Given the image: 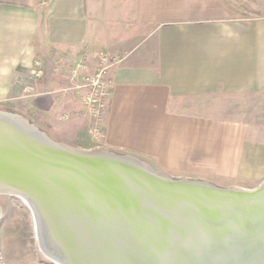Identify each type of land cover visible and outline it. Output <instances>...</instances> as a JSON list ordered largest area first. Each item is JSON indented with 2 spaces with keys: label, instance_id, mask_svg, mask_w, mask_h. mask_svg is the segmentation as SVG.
<instances>
[{
  "label": "crops",
  "instance_id": "crops-1",
  "mask_svg": "<svg viewBox=\"0 0 264 264\" xmlns=\"http://www.w3.org/2000/svg\"><path fill=\"white\" fill-rule=\"evenodd\" d=\"M103 54L119 60L99 122L70 78ZM6 104L172 176L261 184L264 0H0Z\"/></svg>",
  "mask_w": 264,
  "mask_h": 264
},
{
  "label": "bare ground",
  "instance_id": "bare-ground-1",
  "mask_svg": "<svg viewBox=\"0 0 264 264\" xmlns=\"http://www.w3.org/2000/svg\"><path fill=\"white\" fill-rule=\"evenodd\" d=\"M67 148L70 149L67 152L81 153L83 156L78 159L67 158L63 152L52 153L50 149H31L30 153L62 160L74 167L77 165L79 169L86 168L77 172L81 173L78 175L80 178L89 180L74 176L58 178L52 182L41 179L45 185L57 191V198L64 199L69 208L80 216V221L85 226L88 224L84 240H79L83 237L81 234L78 238L71 231V227L75 225L73 223H63L61 228L59 222L46 230L49 244L65 249L72 256H78L80 264H91L90 255L85 252L93 247L94 242L99 244L96 245L99 251L92 253L94 256L91 258L96 257V262L100 264H264V208L239 210L214 207L203 210L201 205L194 203L199 193L194 194L189 191L192 189L184 187L165 186L167 184L163 178L168 176L152 168L158 176L156 179H152L145 170L138 167L119 169L107 159L97 158L103 154L113 157L115 153L75 150L70 146ZM84 153L92 154L93 158L86 159ZM120 162L122 161L118 163ZM144 165L148 167L147 164ZM113 172L137 179L138 182L131 183L129 179L114 185ZM94 178L107 182L104 183L106 186L99 185ZM141 183L151 186L148 189L152 191L148 196L152 199H144L146 196L142 194L144 189ZM203 190V193L210 195ZM236 191L248 193L252 190ZM19 197L34 211L28 199ZM174 197L180 201L193 202V209L178 207L173 202ZM156 212L182 215L175 220L178 222H170L156 217ZM33 213L37 225L39 214L36 211ZM52 216L55 217L54 222L58 223L55 220L58 214ZM68 221L70 222L69 219ZM62 229L75 236L70 240L66 239L68 237H65L66 233ZM42 252L59 264L50 254ZM84 255L88 256L86 260L82 257ZM72 259L74 263L75 259Z\"/></svg>",
  "mask_w": 264,
  "mask_h": 264
},
{
  "label": "water",
  "instance_id": "water-1",
  "mask_svg": "<svg viewBox=\"0 0 264 264\" xmlns=\"http://www.w3.org/2000/svg\"><path fill=\"white\" fill-rule=\"evenodd\" d=\"M67 147L69 146L60 143L57 144V142L49 139L46 133L41 131L37 126H34V124H32L21 114L0 110V193H11L13 195L22 196L28 199L32 204L34 211L39 214V223L36 225V231L40 244L39 247H41L43 251L47 252V254H50L49 256L58 261L59 264H80L78 261V256L70 255V253L66 252L65 249H62L59 246L57 247L55 245V248L52 247V245L49 244V234L46 233V230L48 227L50 228V226L53 227L54 224L58 225L59 222L61 228L64 226L63 223H68L69 225L73 223L76 226H72L71 231L75 232L78 238L82 235L83 237L81 239L79 238V240H84V238L86 239V227H88V224L85 226V223L80 221V216L69 208L67 202L64 199L61 197L60 198L62 200L60 198L58 199L57 197L59 196L57 191L55 189L52 190L49 185H45L46 183L43 180L52 182L56 181L58 178H70L71 176L82 180H89V178H80L78 176L81 173L77 171L86 168L81 167V169H79L77 165L74 167L72 164L69 165L66 162H62V160H54L53 158H49V156L45 155L43 157H41L42 155L34 156L33 153H30L31 149H50L49 151L52 153L63 152L67 158L78 159L83 156L81 153L75 154L67 152L70 150ZM84 155L87 156L85 157L86 159L90 160L93 158L92 154L84 153ZM117 155L118 154L110 157L107 154H103L97 158L107 159L111 165L118 167L119 169H135L138 167L142 170H145L146 173H148L147 175L152 179H156L155 177H158L156 176V173V175L154 174L151 168L146 167L144 165L145 163L143 164L139 159L136 160V158L134 159V157L132 158V156L127 155ZM30 158H32L31 162ZM119 161H122L120 162L122 164L118 163ZM112 174L115 176V180H113L114 185L117 183L121 184L120 182L129 179L131 180V183L138 182L137 179L128 178L127 176L121 175L120 173L113 172ZM163 179H165L167 184L165 186H172L171 188L184 187L188 188V190L192 189L189 191L194 192V194L199 193L197 194L198 197H196L197 200L194 199V203L201 205L200 208H203V210L214 207L227 209L239 208V210L264 208V183L251 192L242 193L240 191H236L242 189H222L207 182L174 180L170 177ZM94 180H96V178H94ZM96 181H98L99 185L102 184L103 186H106L104 183L107 182H104L103 180ZM140 185H142V188L144 189V192L142 193L146 196L144 199H152L150 196H148V194L152 191L148 189L151 188V186H148L145 183H141ZM202 188L208 189V191L203 190ZM201 190L204 192H209L208 194L210 195H206V193H203ZM203 195L207 197L202 198ZM208 197L213 198L209 199ZM172 199H174L173 202L178 207L193 209V202L187 200L180 201L175 197ZM55 213L58 214V217L55 219L58 223H55L53 220L55 217L52 215ZM156 214V217L159 219L170 222H178L175 220H178V218H180L179 216L182 215L181 213L168 214L163 212H156ZM66 218H68L71 223ZM35 221L37 222L36 218ZM75 221L76 223H74ZM62 231L66 233L65 237H68L66 239L70 240L75 236L65 229H62ZM96 245L99 244L94 242L93 247L85 252V254L90 255L89 258L91 259V264H100V262H96V257L91 258V256H94L93 254L99 251V247ZM82 257L85 260L88 258L86 255ZM72 258L75 259L74 263Z\"/></svg>",
  "mask_w": 264,
  "mask_h": 264
},
{
  "label": "rangeland",
  "instance_id": "rangeland-1",
  "mask_svg": "<svg viewBox=\"0 0 264 264\" xmlns=\"http://www.w3.org/2000/svg\"><path fill=\"white\" fill-rule=\"evenodd\" d=\"M72 80V72L71 78ZM27 95L24 90L18 92V96ZM0 110L9 111L13 113L21 114L28 119L34 126H37L41 131L46 133L49 139L57 143L68 145L80 150L93 151V152H112L118 155H125L117 153L107 148L96 146L91 143L81 142L79 138L75 136V133L68 129L65 134L55 132L49 133L40 126V124L34 118H29L26 110H14L9 105H0ZM62 132V131H60ZM129 156V155H127ZM135 158V157H134ZM138 159V158H136ZM140 160V159H139ZM143 162L142 160H140ZM147 164L146 162H143ZM148 167L167 175L174 180H191L197 182H207L205 180H198L194 178L177 177L168 174L165 171L154 168L147 164ZM264 183V182H263ZM211 184V183H210ZM213 184V183H212ZM211 184V185H212ZM262 184V183H261ZM261 184H249V185H237V184H213L222 189H244L255 190ZM39 240L36 231V221L32 208L27 204L25 200L17 195L11 193H0V264H57L54 260L47 257L39 247Z\"/></svg>",
  "mask_w": 264,
  "mask_h": 264
},
{
  "label": "built area",
  "instance_id": "built-area-1",
  "mask_svg": "<svg viewBox=\"0 0 264 264\" xmlns=\"http://www.w3.org/2000/svg\"><path fill=\"white\" fill-rule=\"evenodd\" d=\"M118 60V57L103 54L100 55L99 64L93 71L88 70L84 62L77 63L72 70L71 90L81 97L85 113L99 122L112 93L110 69ZM41 73L39 70L36 74L39 76Z\"/></svg>",
  "mask_w": 264,
  "mask_h": 264
}]
</instances>
